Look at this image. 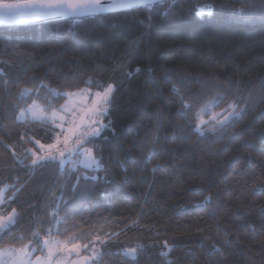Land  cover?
Segmentation results:
<instances>
[{
  "label": "trees",
  "instance_id": "1",
  "mask_svg": "<svg viewBox=\"0 0 264 264\" xmlns=\"http://www.w3.org/2000/svg\"><path fill=\"white\" fill-rule=\"evenodd\" d=\"M242 5L0 27L1 207L16 213L0 247L40 253L52 237L95 244L92 264H264V23ZM109 84L108 127L82 145L101 166L33 165L55 129L21 113ZM229 105L239 114L209 121Z\"/></svg>",
  "mask_w": 264,
  "mask_h": 264
},
{
  "label": "snow or ice",
  "instance_id": "2",
  "mask_svg": "<svg viewBox=\"0 0 264 264\" xmlns=\"http://www.w3.org/2000/svg\"><path fill=\"white\" fill-rule=\"evenodd\" d=\"M131 2L132 0H112L111 3H108L107 0H3V3H0V19L23 22L28 19H38L52 15L82 16L104 13L110 8L128 7ZM239 11L245 13L246 19L259 20L264 23V0H243V5ZM113 90V86L109 84L102 93L97 92L95 94V97L91 100L90 107H84L80 110H76L74 106L70 107L73 94H69V103L63 105L62 110L64 112H71L74 117L79 116V124L76 127L82 129L78 133L75 131L73 132L75 136L73 141L74 145H80L82 148L83 143L88 141V137H97L101 134V130L108 127L107 124L101 123V120L109 110L108 105L111 102ZM81 95L83 96L84 94L82 93ZM229 107L232 111L229 113V116L225 117V121L230 119L233 115L239 114L235 105H229ZM81 112L83 114H80ZM33 115H35V113H33ZM53 116H56L55 112H53ZM60 119H63V117H60ZM221 123H223V121ZM97 124H99V127H93ZM197 131L200 130L197 129ZM200 134L203 135V132ZM69 139V136H65L63 141L57 138L55 143H50L48 145L36 141L40 149H47V152L42 155L32 153V164H47L49 161L57 160L58 156L63 157L65 152L80 151L75 147H69ZM58 144H62L63 147H58ZM91 152V149H83L80 155L85 157L89 165H98V161L92 157ZM60 163L63 164L64 160L61 159ZM93 179H95V177H93ZM15 216L16 213L15 210H13V215L8 218V223H11ZM4 226V222L0 220V227ZM44 244L48 248V256L41 264H48V262L53 259L54 252L67 251L69 254L75 253L79 256V249L81 248V245L78 243H73L69 247L45 240ZM83 247L87 249L88 245H83ZM26 255H30V253L25 252L23 247L12 248L11 246H7L6 248H0V264H29L28 261L23 259ZM83 259L84 264H87L88 258L85 257ZM37 261H40V257H37ZM57 264H64L63 259L58 260ZM72 264H79V262L73 261Z\"/></svg>",
  "mask_w": 264,
  "mask_h": 264
},
{
  "label": "rangeland",
  "instance_id": "3",
  "mask_svg": "<svg viewBox=\"0 0 264 264\" xmlns=\"http://www.w3.org/2000/svg\"><path fill=\"white\" fill-rule=\"evenodd\" d=\"M0 2H3V0H0ZM104 91V90H103ZM103 91H92L90 89H82L80 91H75L71 94L72 98H71V104L70 107L74 106L76 110H80L81 108L84 107H90L91 106V100L93 97H95V94L97 92H103ZM84 94L83 96L81 94ZM66 103H69V95H68V99L67 101L64 103V105ZM232 111V109H230L227 112L224 113H220V114H215L211 117V119L209 120L211 123L214 122L215 124H224L227 121H225V117L229 116V113ZM53 112L56 113V116H53ZM51 113H47L43 110L42 106H40L37 103H33L27 110L23 111L21 113V119H25L26 117L30 118L33 121H49L53 124V127L55 129V139L52 143H55L57 138H59L60 141H63L65 136H69V147L70 148H77L80 151H70V152H65V155L63 157H59L58 158L61 160H64V163L67 162H72V164L74 165H80L89 169H96L99 168L101 166V162L100 160L94 155L93 151L91 152L92 157L98 161V165L97 164H91L89 165L85 159L84 156L80 155V152L83 151V149H90L88 147H84L80 145H74L73 141L75 139V136L73 135V132H79L82 129L77 128L76 126L79 124V116L74 117L72 115L71 112H64L62 110V107L59 110L53 111ZM33 113H35V115H33ZM80 114H83L82 112ZM234 116V115H233ZM232 116V117H233ZM60 117H63V119H60ZM223 121V123H221ZM101 123H104V117L101 120ZM200 126H206L207 125V120H201L200 121ZM93 127H99V124L94 125ZM91 137V136H90ZM89 138V137H88ZM58 147H63L62 144H58ZM92 150V149H91ZM43 154L47 152V149L42 150ZM3 193L4 190L0 191V220H2L4 222V227H0V232L6 228H8L11 224H13L14 222V218L13 221L11 223H8V218L10 216L13 215V211H6V209L4 207H1L3 204ZM48 240L50 242H56L58 245H66V246H71V244L67 243V242H63L58 240L57 238H52V237H46L43 239L42 241V252L39 253V250L37 251V249L35 247H24L25 252L30 253V255H26L24 256V260L28 261L29 264H41V262H43L47 256H48V248L47 246H45L44 241ZM81 245V248L79 249V256H77L75 253L69 254L67 251H61V252H54L53 253V259L51 261L48 262V264H57L58 260L63 259L64 264H72L73 261H78L79 264H84V259L85 257L88 258L87 260V264H92L93 261L98 257L99 253H98V249L96 247V245L92 244V245H88L87 254H81L82 250H84L85 248L83 247V245L81 243H78ZM3 248V247H0ZM37 251V253H36ZM37 257H40V261H37Z\"/></svg>",
  "mask_w": 264,
  "mask_h": 264
},
{
  "label": "water",
  "instance_id": "4",
  "mask_svg": "<svg viewBox=\"0 0 264 264\" xmlns=\"http://www.w3.org/2000/svg\"><path fill=\"white\" fill-rule=\"evenodd\" d=\"M169 1V0H132L128 7L120 8H110L108 11L104 13H97V14H89V15H82V16H62V15H52L48 17L38 18V19H28L23 22H15L9 21L7 19H0V27H13V26H28V25H36V24H43L48 22L54 21H61V20H69V19H79L87 16H95V15H102V14H111L116 12H123L126 10L136 9L139 7L150 6L153 4H157L160 2ZM108 3H111L112 0H107ZM3 3V2H0Z\"/></svg>",
  "mask_w": 264,
  "mask_h": 264
}]
</instances>
